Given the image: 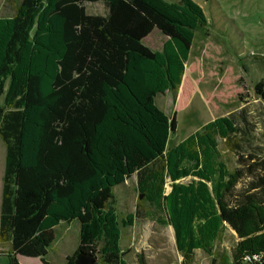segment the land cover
I'll return each mask as SVG.
<instances>
[{"label": "trees", "instance_id": "16d2710c", "mask_svg": "<svg viewBox=\"0 0 264 264\" xmlns=\"http://www.w3.org/2000/svg\"><path fill=\"white\" fill-rule=\"evenodd\" d=\"M99 1L107 13L89 14L86 3ZM207 24L196 0H21L0 16V243L11 244L9 264H23L19 255L52 264L54 229L74 220L80 244L67 264L80 251L128 264L122 227L141 211L121 220L114 188L134 176L142 198L166 218L144 216L173 227L184 264L197 250L212 255L226 224L240 238L232 264L264 261V149L253 144L247 107L168 148L177 112L196 90L190 74L211 82L225 72L216 48L204 69L187 67L196 30ZM155 28L166 36L161 51L143 43ZM242 88L229 67L208 96L214 105L247 102ZM170 89L172 117L156 102ZM254 90L264 103V81ZM219 139L240 156L234 171Z\"/></svg>", "mask_w": 264, "mask_h": 264}, {"label": "rangeland", "instance_id": "374dc122", "mask_svg": "<svg viewBox=\"0 0 264 264\" xmlns=\"http://www.w3.org/2000/svg\"><path fill=\"white\" fill-rule=\"evenodd\" d=\"M21 0H0V16L12 15L16 4ZM180 2V0H169ZM206 12L208 24L196 30L187 67L197 63L205 68L206 54L216 48L225 59V72L211 82L203 80L202 72L190 74L196 88L187 105L177 112V129L170 134L168 148L181 142L203 125L241 108L247 107L254 125L253 144L264 149V103L256 99L255 84L264 81V0H196ZM89 14L107 13L104 2H87ZM166 36L155 28L143 39V43L154 51L163 49ZM229 67L239 78L247 102H234L214 105L208 93L221 89L222 81ZM176 91L168 90L159 94L157 104L172 117L176 112ZM215 101V100H214ZM216 102V101H215ZM220 157L231 171L239 167V155L226 149L224 141L219 139ZM6 146L0 136V171L5 168ZM134 176L124 184L114 188L115 206L120 219L136 211L140 206L134 225L122 227L121 245L128 264H184L183 256L177 249L175 232L172 226L162 224L144 215L154 208L140 197ZM189 179H185L188 181ZM1 183V178H0ZM170 187L168 186L169 190ZM1 209V206H0ZM155 211V210H154ZM157 216L166 218L163 211H155ZM55 240L49 249L47 259L52 264H67V257L75 254L80 244V222H62L54 229ZM240 238L226 224L216 242L212 255L197 250L193 264H232L233 249ZM23 264H44L39 257L20 255ZM97 264H105L97 254ZM9 256L0 254V264H9Z\"/></svg>", "mask_w": 264, "mask_h": 264}, {"label": "water", "instance_id": "95a60500", "mask_svg": "<svg viewBox=\"0 0 264 264\" xmlns=\"http://www.w3.org/2000/svg\"><path fill=\"white\" fill-rule=\"evenodd\" d=\"M142 198L143 195H140ZM235 231V230H234ZM97 254L78 252L74 264H97Z\"/></svg>", "mask_w": 264, "mask_h": 264}, {"label": "crops", "instance_id": "0c3cea01", "mask_svg": "<svg viewBox=\"0 0 264 264\" xmlns=\"http://www.w3.org/2000/svg\"><path fill=\"white\" fill-rule=\"evenodd\" d=\"M4 171H5V168L4 169L1 168V171H0V178H1V183H0V206L2 204V188H3ZM0 214H1V209H0ZM10 248H11V244L10 243H5V244H1L0 243V254L8 255V252L10 251Z\"/></svg>", "mask_w": 264, "mask_h": 264}, {"label": "built area", "instance_id": "2783aa9c", "mask_svg": "<svg viewBox=\"0 0 264 264\" xmlns=\"http://www.w3.org/2000/svg\"><path fill=\"white\" fill-rule=\"evenodd\" d=\"M246 264H264V261L258 255L245 257Z\"/></svg>", "mask_w": 264, "mask_h": 264}]
</instances>
